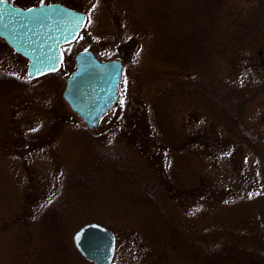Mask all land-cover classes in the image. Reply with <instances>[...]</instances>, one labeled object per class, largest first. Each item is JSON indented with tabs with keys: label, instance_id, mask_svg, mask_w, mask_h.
I'll use <instances>...</instances> for the list:
<instances>
[{
	"label": "rangeland",
	"instance_id": "1",
	"mask_svg": "<svg viewBox=\"0 0 264 264\" xmlns=\"http://www.w3.org/2000/svg\"><path fill=\"white\" fill-rule=\"evenodd\" d=\"M7 1L58 2L86 21L37 79L0 39V264H94L71 241L88 222L112 232L109 264L264 250V0ZM83 50L123 64L118 104L93 131L61 97ZM213 88L252 148L212 118Z\"/></svg>",
	"mask_w": 264,
	"mask_h": 264
},
{
	"label": "water",
	"instance_id": "2",
	"mask_svg": "<svg viewBox=\"0 0 264 264\" xmlns=\"http://www.w3.org/2000/svg\"><path fill=\"white\" fill-rule=\"evenodd\" d=\"M85 14L60 3L20 8L0 0V38L26 59V74L37 79L56 72L64 58L62 46L74 41ZM74 69L64 77L61 97L88 131L118 104L123 65L114 58L99 60L89 50L73 56ZM74 249L94 264H109L114 236L104 226L88 222L71 235Z\"/></svg>",
	"mask_w": 264,
	"mask_h": 264
},
{
	"label": "trees",
	"instance_id": "3",
	"mask_svg": "<svg viewBox=\"0 0 264 264\" xmlns=\"http://www.w3.org/2000/svg\"><path fill=\"white\" fill-rule=\"evenodd\" d=\"M200 90L203 97L207 95V92L209 93V89H207V85L205 86L204 83L200 84ZM209 98L207 99H209V111L212 118H214L216 121L220 120L221 122H218L225 125L224 128L227 132H229L230 135L238 138L239 141H242L243 144L252 148L257 143V139L253 134H251L248 129L245 128L244 124L241 122V119L237 116V114L229 113L225 110L222 105L223 100L221 98L220 92H216L213 88V93ZM178 135H174L176 139L172 138L173 142L178 140V143H176L175 147H180V139H178ZM259 163L260 167L258 170V174L261 183V180H263L264 182V160H260ZM151 184L152 183L150 182L145 183L141 187V191L145 194H148L149 191L151 192V190L153 189L149 186ZM158 192H162V190ZM188 230L192 231V228L190 227ZM182 232L183 231H181L180 233ZM254 250L255 248L252 247H248V249L241 247L235 250H230L229 247H226L222 252H217L216 248H212L210 253L207 254L205 259L203 260L202 264H264V250L259 251L256 254L252 253L254 252Z\"/></svg>",
	"mask_w": 264,
	"mask_h": 264
},
{
	"label": "flooded vegetation",
	"instance_id": "4",
	"mask_svg": "<svg viewBox=\"0 0 264 264\" xmlns=\"http://www.w3.org/2000/svg\"><path fill=\"white\" fill-rule=\"evenodd\" d=\"M6 1H7V0H6ZM7 2L10 3V4L13 5V6L20 7V6H17L16 4H14V3L9 2V1H7ZM49 3H58V2H49ZM40 4H41V3H39V4H37V5H40ZM45 4H47V3H45ZM37 5H34V6H37ZM28 7H31V6L20 7V8L25 9V8H28Z\"/></svg>",
	"mask_w": 264,
	"mask_h": 264
}]
</instances>
